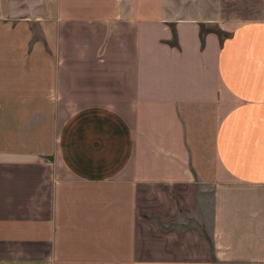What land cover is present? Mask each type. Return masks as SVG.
I'll return each mask as SVG.
<instances>
[{
    "label": "crops",
    "instance_id": "obj_1",
    "mask_svg": "<svg viewBox=\"0 0 264 264\" xmlns=\"http://www.w3.org/2000/svg\"><path fill=\"white\" fill-rule=\"evenodd\" d=\"M210 4L0 16V264H264V20Z\"/></svg>",
    "mask_w": 264,
    "mask_h": 264
},
{
    "label": "rangeland",
    "instance_id": "obj_2",
    "mask_svg": "<svg viewBox=\"0 0 264 264\" xmlns=\"http://www.w3.org/2000/svg\"><path fill=\"white\" fill-rule=\"evenodd\" d=\"M207 14L222 12L225 34L246 21L264 20V0H211ZM219 4V8L213 5ZM38 0H0V16L14 15L22 18L29 11H38Z\"/></svg>",
    "mask_w": 264,
    "mask_h": 264
}]
</instances>
